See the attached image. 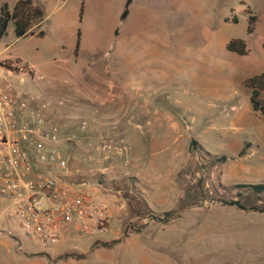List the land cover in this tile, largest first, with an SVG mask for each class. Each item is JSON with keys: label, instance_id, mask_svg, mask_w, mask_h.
Masks as SVG:
<instances>
[{"label": "rangeland", "instance_id": "1", "mask_svg": "<svg viewBox=\"0 0 264 264\" xmlns=\"http://www.w3.org/2000/svg\"><path fill=\"white\" fill-rule=\"evenodd\" d=\"M126 1L34 0L45 11L37 28L45 35L17 37L11 23L0 42V63H20L35 71L10 75L0 67V84L7 76L16 86L29 87L25 96L31 105L61 126L71 177L91 183L107 201L116 232L99 237L72 230L46 246L12 217L1 223L13 233L0 234V240L10 243L6 255L26 262L32 261L33 251L79 255L72 263L44 256L43 264H123V259L127 264L132 255L141 254L158 264H264V190L251 186L264 184V116L253 109L252 89L245 85L247 78L264 72V0H132L128 16L121 19ZM250 14L257 16L252 34L247 32ZM79 29L86 43L80 59V50L75 53ZM233 37L246 39L248 54L227 49ZM124 50L139 55L124 56ZM83 62L97 64L93 67L99 66L105 78L107 68L114 71L125 64L130 70L135 64L153 68L152 103L173 114L164 120L166 141L155 146L152 140L161 137L150 136L145 127L131 136V146L121 142L116 160L98 149L105 143L112 146L107 137L99 138L94 148L74 143V130L90 126L94 116L68 118L74 114L69 102L73 80L69 82L64 68ZM227 112L238 115L232 126ZM230 127L236 129L231 144L223 130ZM220 155L227 160L213 162ZM233 200L246 208L229 203ZM166 210L176 217L168 222L154 218ZM124 233L125 242L99 244Z\"/></svg>", "mask_w": 264, "mask_h": 264}, {"label": "built area", "instance_id": "2", "mask_svg": "<svg viewBox=\"0 0 264 264\" xmlns=\"http://www.w3.org/2000/svg\"><path fill=\"white\" fill-rule=\"evenodd\" d=\"M0 67L10 75H35L32 67L20 63H0ZM3 79L0 234H13L9 227L1 228V223L15 217L30 238L46 246L58 243L64 233L72 230L104 235L111 227L113 212L91 183L71 177V156L61 147V126L31 105L29 97H20L7 76ZM86 124L83 121L82 127Z\"/></svg>", "mask_w": 264, "mask_h": 264}, {"label": "crops", "instance_id": "3", "mask_svg": "<svg viewBox=\"0 0 264 264\" xmlns=\"http://www.w3.org/2000/svg\"><path fill=\"white\" fill-rule=\"evenodd\" d=\"M6 1L12 3L14 0L0 1V7ZM85 50L86 43L82 38L80 54L78 55L79 59L85 53ZM123 52L124 53L122 55L124 56L131 55L132 57H136L139 55L138 51L136 50H124ZM87 53H89V51ZM1 55L2 51H0V57ZM149 61L150 63L154 64V61ZM92 64L93 65L91 66L90 64L83 62V64L81 65L77 64L72 66L73 64H71L64 68L65 72L69 75V82H72L73 80V84L69 87L71 91V100L69 102L72 105V110L74 113H71L69 117L68 115H65V117H68L71 121H74V116H77L75 114L81 115L83 113H86L88 115L92 114L94 116V122L90 126L74 130L72 134L74 143H85L86 147L92 146L94 148V145L98 143L99 138L104 140V137H107L112 141V146H110L109 148L108 144L105 143L102 146H98V149L101 150V152H105V154L107 152V156H109L110 158L113 156V160H116L117 158L118 148L119 151L121 150V142H127V145L131 146L132 144H134L133 137L137 135L136 133L143 131L142 129H144L145 127L148 128L147 130L150 136L161 137L160 139L154 138L152 140L155 146H157L158 143H164V141H166V138L164 139V137L167 134V128L165 127L164 120L167 121L168 119H172L173 114L169 113L167 110L162 111L161 107L155 106L152 103L150 89L153 90L152 80L154 78V75L150 76L149 73L153 68L149 69L147 66L135 64L134 67H132V69L130 70L128 69L129 67H126L125 64L122 66V68L118 67V69L114 71L110 68H107L105 71L107 77L105 78L104 74L98 72L99 70H97V68L99 66L95 68L93 66L97 64L93 62ZM86 76H91V78H93V81H85ZM14 89V91L20 97L25 96V94L29 92V87H25L22 84H20V86H16L15 84ZM49 93L51 92H47V94ZM232 108L236 110L237 107L233 106ZM227 116V118L230 117V126H232L231 122H237L238 115L236 113H234L232 117L231 113L229 112ZM50 117L52 119L55 118V116H53L52 114H50ZM234 127L236 126L234 125ZM131 130H134L133 134H131ZM223 130L229 132V137H226V139L229 140V144H231V137L232 134L236 135V129L232 131V128L230 127L223 128ZM97 189L98 191L101 190L99 187ZM114 228L115 225L112 222L111 227L108 231H114ZM119 237L113 238L116 239ZM96 240L104 239L98 238ZM125 241L126 240L122 242ZM127 244L129 245L130 243ZM94 245L95 243H93L91 247ZM9 247L10 243H8V241L3 239L0 240V262L3 261L5 264H43L41 262V258L46 255H42L41 253H47L48 256L46 257H48L50 261L57 263L59 261L55 259L59 255L71 251L68 250L64 253L57 254H51L46 250L42 252L33 251L29 253V257L32 259V261L29 260L26 262L25 258L19 260L13 257H8L6 253L9 252ZM3 252H5V255H3ZM89 256L90 255L87 254L85 255V258H89ZM75 261L76 258L73 257L62 262L72 263ZM138 261H145V263L148 264H158L156 259L154 261L152 260L151 255L147 256L142 254L137 258L132 255L130 261L127 264H138ZM122 262L123 264H126L125 259H123Z\"/></svg>", "mask_w": 264, "mask_h": 264}, {"label": "trees", "instance_id": "4", "mask_svg": "<svg viewBox=\"0 0 264 264\" xmlns=\"http://www.w3.org/2000/svg\"><path fill=\"white\" fill-rule=\"evenodd\" d=\"M131 3L132 0L126 1L125 8L121 14V19H125L128 16L130 12L129 7ZM83 13H84V4L82 5V9H81V20L83 18ZM234 20H235L234 22L238 21L237 18H234ZM44 21H45L44 8L40 4H36L34 0H14L12 3L6 1L0 7V42L7 34L8 28L11 23H13L14 25V32L17 37H23L30 34L44 36L45 35L44 30L37 31V28L41 26ZM256 21H257V16L255 14H250L249 25L247 28V32L249 34H252L255 31ZM81 36H82V31L81 29H79L76 46H75L76 54L79 52L81 47V42H82ZM226 47L228 50L240 55H246L248 54L249 51L247 41L245 38L242 37L231 38L227 42ZM245 85L252 89L251 103L253 109L255 111L261 112L264 116V98L261 97V93L262 91H264V72L247 78L245 80ZM244 153H245V149H243L239 154L243 155ZM225 160H227V156L220 155V156H216L213 162L217 163L219 161H225ZM251 186L252 188H255L257 192H262L264 190V184H254ZM223 202L226 203V201ZM229 203L236 204L240 208H246L238 200H233L230 201ZM249 209L258 210L256 207H251ZM153 216L155 219L168 222L171 219L175 218L176 214H174L172 211H166L163 213V215L153 214ZM126 236L127 234L124 233L119 238L113 239L111 241L101 242L99 244L105 247H113L116 244L124 241ZM41 254L48 256L47 253H41ZM76 256L79 255L73 252H67L62 255H59L55 260H68Z\"/></svg>", "mask_w": 264, "mask_h": 264}]
</instances>
